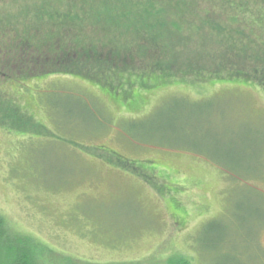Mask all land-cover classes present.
<instances>
[{"label": "rangeland", "instance_id": "1", "mask_svg": "<svg viewBox=\"0 0 264 264\" xmlns=\"http://www.w3.org/2000/svg\"><path fill=\"white\" fill-rule=\"evenodd\" d=\"M13 1L0 0V19L13 15ZM117 1L55 4L75 3L85 44L161 48L154 45L165 42L159 31L175 13L174 0H129L127 10ZM155 57L159 51H149L135 65ZM155 75L125 73L126 83L113 88L64 74L25 83L22 106L48 124L44 110L93 129L99 108L77 92L98 100L108 129L95 137L78 131L58 137L115 150L150 178L87 147L68 144L60 152L55 139L30 150V139L0 127V214L84 262L167 264L179 255L189 264H264V89L232 76ZM26 92L44 101L42 107ZM126 137L149 147L132 146Z\"/></svg>", "mask_w": 264, "mask_h": 264}, {"label": "trees", "instance_id": "2", "mask_svg": "<svg viewBox=\"0 0 264 264\" xmlns=\"http://www.w3.org/2000/svg\"><path fill=\"white\" fill-rule=\"evenodd\" d=\"M27 1L14 0L13 15L8 13L0 19V127L30 139V150L37 146H49L55 139L59 140L55 143H61L56 148L67 152L70 150L68 144L73 147L78 144L60 139V134L67 132L75 135L80 132L84 137H95L110 127L102 104L79 92L77 95L87 97L97 110L99 108L97 125L93 129L84 131V128L74 127L44 109L50 123L40 121L20 102V95L25 93V83L31 84L29 81L39 78L64 74L113 88L110 84L117 81L126 83L122 76L125 73L155 76L166 73L198 81L209 78L220 81L232 76L264 89V0H174L175 13L171 11L167 27L159 31L165 42L155 44V47L161 48L151 50L142 44L120 46L113 41L101 46L85 44L78 25L81 13L79 9L72 10L75 3L62 7L60 3L55 4L56 0ZM145 1L150 5L158 1L162 3L161 0ZM55 6L58 7L56 10ZM128 6L129 0L117 1L119 9L127 10ZM164 44L166 48L162 47ZM149 51H159L161 58L155 57L156 62L137 67L135 63L147 56ZM134 83L130 79V84ZM9 89L12 93L8 92ZM61 90L67 91L66 88ZM31 96L42 107L44 101ZM126 141L132 146L149 147L134 138L126 137ZM80 147H87L97 156H106L109 162L115 160L116 165L150 178L147 173V176L142 173L146 169L138 166L139 162L115 150L102 146ZM0 264L97 263L84 262L52 248L34 235L13 227L5 215L0 214ZM167 264H189V260L171 255Z\"/></svg>", "mask_w": 264, "mask_h": 264}]
</instances>
